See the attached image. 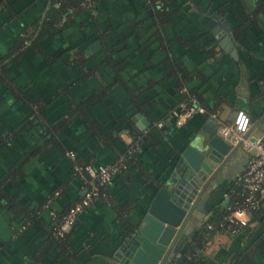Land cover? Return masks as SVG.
Wrapping results in <instances>:
<instances>
[{"label": "crops", "instance_id": "crops-1", "mask_svg": "<svg viewBox=\"0 0 264 264\" xmlns=\"http://www.w3.org/2000/svg\"><path fill=\"white\" fill-rule=\"evenodd\" d=\"M60 1L0 0V264H118V240L182 154L200 163L201 141L237 110L260 119L246 138L264 135V0H170L166 21L152 0H82L36 40ZM225 34L229 51L217 42ZM190 106L201 111L177 126ZM252 155L236 151L188 220L183 255L193 264H264V201L240 232L193 241L235 200ZM119 160L100 197L55 237L84 192L73 164Z\"/></svg>", "mask_w": 264, "mask_h": 264}, {"label": "water", "instance_id": "water-1", "mask_svg": "<svg viewBox=\"0 0 264 264\" xmlns=\"http://www.w3.org/2000/svg\"><path fill=\"white\" fill-rule=\"evenodd\" d=\"M229 41L225 34L217 42L229 51L232 47ZM259 120L250 117L251 126L244 139L256 128ZM201 143V162L192 163L186 154H182L175 169L171 170L170 178L158 190L144 214L139 216L138 222L121 235L118 243L122 244L114 254L118 264H193L183 255V242L187 241L185 226L208 184L243 145L242 141L232 145L218 134ZM188 164L190 169L186 167Z\"/></svg>", "mask_w": 264, "mask_h": 264}, {"label": "built area", "instance_id": "built-area-1", "mask_svg": "<svg viewBox=\"0 0 264 264\" xmlns=\"http://www.w3.org/2000/svg\"><path fill=\"white\" fill-rule=\"evenodd\" d=\"M201 111L200 108L186 107L176 112L175 123L181 126L194 114ZM216 119V115L212 114ZM161 126V123L158 124ZM251 126L250 116L244 110H237L230 123H220L219 135L228 143L235 145L243 142L244 147L253 152L244 173L239 177L243 199L233 201L226 208L225 215L218 227L207 224L206 228L219 229L236 234L249 225L253 213L257 212L264 201V135L256 138H246L245 134ZM67 155L74 158L73 151L67 152ZM124 167L122 161H116L111 164L92 166L90 164H73V173L83 181V196L79 201L70 206L63 215L59 224L53 227V233L57 238H63L70 231L76 222L80 212L90 206L96 198L101 195V187L110 182L120 170ZM55 196L59 192L54 193ZM51 197L46 201V207L49 206ZM54 216V212H51Z\"/></svg>", "mask_w": 264, "mask_h": 264}, {"label": "trees", "instance_id": "trees-1", "mask_svg": "<svg viewBox=\"0 0 264 264\" xmlns=\"http://www.w3.org/2000/svg\"><path fill=\"white\" fill-rule=\"evenodd\" d=\"M90 1H96V0H90ZM155 1L156 2L159 1V2H161V4H156ZM80 2H82V0H61L57 6H50L45 13V16H44V19L40 25V28L37 29L36 40L38 38H42V37H45V36L52 34V30H54L56 28V25L59 24L64 17L69 15V9L70 8H76ZM152 3H155V4H152ZM169 3H170V0H152V2H151V6L155 7V9H156V12H155L156 16L161 21H166L167 19H169L170 15H171V12L166 10V7L171 5ZM159 5H161V7ZM148 7H150V5L147 4L146 7L144 6V9H147ZM24 41H25V38L18 39V41L15 42V49L20 48L23 45ZM4 69H6L5 66L1 65V63H0V71H3ZM27 128L28 127H27L26 123L23 121L17 129V131L19 132L18 135H24ZM131 156H129V157H131ZM239 186H240V183H239ZM237 193L238 194H237L236 198H234V199H235V201L236 200L241 201L243 199V192L241 191V187L238 188ZM259 211L260 210L253 213L254 217L258 216ZM224 215H225V211L222 214H220L217 218L211 220L209 224H212V225H215L216 227H218V224L222 221V218ZM130 227H132V226L130 225V226H128V228H126L127 231H129L128 229H131ZM204 230H205L204 234L202 233V235H201L200 233L203 230H202V228H200V230H198V233L194 237L193 241L195 243L194 244L195 248L202 247V245L205 243V241L208 238H210V236L215 231H217L219 229H209L208 230L207 228L206 229L204 228ZM58 239H62V238H58ZM230 264H232V262H230Z\"/></svg>", "mask_w": 264, "mask_h": 264}]
</instances>
